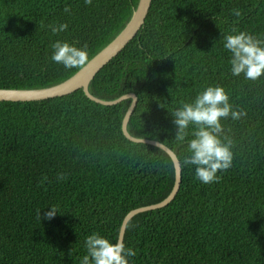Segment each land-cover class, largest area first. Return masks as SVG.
Masks as SVG:
<instances>
[{"label": "trees", "instance_id": "1", "mask_svg": "<svg viewBox=\"0 0 264 264\" xmlns=\"http://www.w3.org/2000/svg\"><path fill=\"white\" fill-rule=\"evenodd\" d=\"M138 1L0 0V89H43L71 77L83 67L53 62L51 45L86 46L89 62L123 30ZM60 24L67 30L53 35L48 26ZM233 29L264 40V0H152L135 38L90 85L104 101L136 94L129 134L165 143L182 164L176 196L128 221L123 243L136 252L128 264H264V76L231 74L223 43ZM208 86L223 87L247 115L221 121L232 166L203 184L195 166H183L193 137L174 141L171 113ZM130 103L102 106L82 90L0 102V264H79L88 235L115 243L130 210L169 195L170 154L121 132ZM49 207L57 214L39 222Z\"/></svg>", "mask_w": 264, "mask_h": 264}, {"label": "clouds", "instance_id": "2", "mask_svg": "<svg viewBox=\"0 0 264 264\" xmlns=\"http://www.w3.org/2000/svg\"><path fill=\"white\" fill-rule=\"evenodd\" d=\"M85 5H91L92 0H84ZM64 11H70V6ZM239 17L240 11L233 10ZM53 35L67 30V24L58 26L49 25ZM224 36V49L231 53L229 61L231 74L240 76L243 74L246 80L256 81L264 76V40L246 32ZM53 52L51 60L63 65L65 69L82 68L88 63L86 46L77 48L67 42L57 41L51 45ZM230 97L223 87L208 86L199 92L191 103H181V107L171 113L173 123L176 125L174 141L184 143L187 140V152L183 159V166H195L194 178L203 184H211L219 180L218 172H223L232 166L233 153L231 142L223 143L221 136L224 128L222 120L231 118L239 120L247 115L242 109L234 108L229 102ZM192 132L189 133V127ZM158 147L162 144L155 142ZM46 179V177L44 178ZM64 175H59L58 180H64ZM50 211L44 212L43 217L37 214L39 222L41 219L51 220L57 211L49 207ZM84 247L86 255L79 260V264H128V257H134L136 252L126 248L119 239L111 243L108 239L93 232L85 238ZM71 253V252H70ZM69 253V255H70Z\"/></svg>", "mask_w": 264, "mask_h": 264}, {"label": "water", "instance_id": "3", "mask_svg": "<svg viewBox=\"0 0 264 264\" xmlns=\"http://www.w3.org/2000/svg\"><path fill=\"white\" fill-rule=\"evenodd\" d=\"M151 2L152 0H139L136 9L134 10L130 20L125 25L123 30L106 47H104L100 53H98L81 70H78L71 77L60 83L52 85L51 87L43 89H0V102H39L49 100L50 98L54 97L65 96L77 90H82L90 101L106 107L115 106L124 100L130 99V106L128 107L121 123V132L123 136L128 141L133 143H145L158 147V145L155 143L156 141L136 138L129 134L127 130L128 122L137 104L138 97L136 94L130 93L113 101H104L96 98L90 92V85L97 74L125 49L129 42L135 38L139 30L142 28L150 10ZM159 143L162 144L160 147L170 154L175 164V184L172 191L167 197L163 199V201L132 209L124 216L118 234V239L121 242H123L126 225L135 214L143 211L158 209L164 205H167L176 196L180 188L182 181L181 160L178 154L171 147L165 143Z\"/></svg>", "mask_w": 264, "mask_h": 264}]
</instances>
